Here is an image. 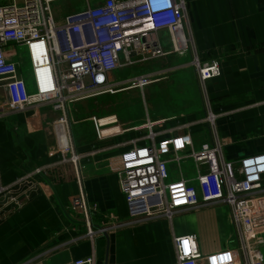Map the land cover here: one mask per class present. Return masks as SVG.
<instances>
[{"label": "crops", "instance_id": "0c3cea01", "mask_svg": "<svg viewBox=\"0 0 264 264\" xmlns=\"http://www.w3.org/2000/svg\"><path fill=\"white\" fill-rule=\"evenodd\" d=\"M104 1L63 0L62 8L51 7L55 25H62V12H78L76 3L83 4L85 9ZM184 1L183 34L190 39L186 54L191 60L193 53L201 63L216 61L220 69L219 77L204 82L203 88L208 110L216 117L214 127L223 160L236 167L242 158L264 155V0ZM153 38L162 51H170L166 30L154 33ZM173 56L167 54L161 59ZM19 64L18 61V68ZM175 66L179 65L172 68ZM183 67H190L189 63ZM192 74L195 78L193 71ZM196 85L200 89L198 82ZM6 98L0 88V187H11L36 169H41L42 174L31 175L20 186L18 207L9 205L3 209L0 264H71L91 256L94 264H171V240L180 236L195 237L201 255L229 249L233 234L226 211L216 215L208 209L192 210L193 224L187 220L174 224L162 217L131 218L117 175L119 155L130 145L120 144L140 138L144 131H126L121 136L97 140L91 117L114 116L124 130L132 127L119 122L114 114L98 116L90 112L86 103H81L67 107L69 133L78 157L77 178L92 229L108 228L104 235L87 239L80 213L69 210L77 185L71 165L58 161L56 148L62 137L60 133L54 137L51 131V123L58 114L46 104L24 112H9ZM204 112L205 108L203 112L181 115L177 121L200 124ZM4 118L10 122L5 123ZM173 118H153L165 120L156 128L160 133L158 139L168 136L166 130L173 129L172 135L181 133L174 130L180 124L174 125ZM85 122L90 124V137L82 128L73 136L71 127ZM207 139L199 144L209 143L210 138ZM136 144L145 142L139 140ZM173 170L170 167L168 182L193 179L184 177L179 166L176 172ZM261 256L264 264V249Z\"/></svg>", "mask_w": 264, "mask_h": 264}, {"label": "built area", "instance_id": "2783aa9c", "mask_svg": "<svg viewBox=\"0 0 264 264\" xmlns=\"http://www.w3.org/2000/svg\"><path fill=\"white\" fill-rule=\"evenodd\" d=\"M0 0V88L6 93L9 112H24L39 104L49 105L57 118L51 123L54 137L61 134L56 152L60 164L73 168L77 193L69 208L79 212L85 228V237L91 240L106 233L108 228L93 230L87 215V206L81 190L67 120V107L87 99L114 94L112 72L135 62H147L173 54L184 56L190 39L183 34L185 21L184 0H105L96 7L66 15L62 25L56 26L51 4L63 0ZM166 30L170 51L157 45L153 34ZM15 46L25 48L30 65L33 92L28 93L20 78L18 66L12 61L18 57ZM119 55L121 59H119ZM189 66L193 68L203 93L205 112L201 123L208 129L209 143H200L194 149L189 125L174 130L180 134L158 139L155 131L165 121L150 120L124 130L114 116L102 119L91 117L97 140L121 136L126 131H144L138 139L120 145H130L119 155L118 184L131 218H165L175 214L225 205L236 241L233 249L201 255L195 237L172 238L174 262L171 264H262L260 248L264 245V155L242 158L237 166L225 162L215 131V116L208 110L203 84L218 78L216 61L201 63L192 53ZM178 67V66H177ZM176 67V68H177ZM158 72L139 75L127 81L128 89H142L158 81ZM111 117L113 119H111ZM116 128L103 134L102 130ZM164 133V132H162ZM142 140L143 145L136 142ZM191 158L194 178L191 181L166 182V163ZM42 174L41 169L20 178L11 187H0V216L9 205H20V186L31 175ZM194 184V185H193ZM93 257L71 264H94Z\"/></svg>", "mask_w": 264, "mask_h": 264}, {"label": "rangeland", "instance_id": "374dc122", "mask_svg": "<svg viewBox=\"0 0 264 264\" xmlns=\"http://www.w3.org/2000/svg\"><path fill=\"white\" fill-rule=\"evenodd\" d=\"M61 3L62 1L52 3L51 7H61ZM18 4H21V1L17 0V5ZM75 7L77 9L76 11L84 9L83 4L80 5L79 3H76ZM67 14L69 13L62 12L61 17H64ZM168 45L167 50L169 49ZM14 48L16 53L20 56V59L19 57H14L12 61L16 64H18V61L20 62L18 68L19 74L26 84L27 92L32 93L33 87L30 77V65L26 50L22 46H15ZM119 59H121L120 55ZM189 62L190 56L189 54H185L184 56L174 55L170 59L158 58L147 62H135L130 66L118 68L112 72L111 76L113 84H117L116 88L113 90L114 94H106L99 96L98 98H91L74 104H69L68 107L86 103L90 112H95L98 116L114 114L119 122L128 123L130 127H137L142 124L145 121L146 113L150 120H153V118H165L173 115V117L176 118H173L175 120L174 125H182L183 122L181 120L177 121L178 117L180 118L181 115L192 114V112H203L204 110L203 93L195 84L192 69L191 67H183L185 63L188 65ZM174 65L179 66L177 68H175L176 66L172 68L171 66ZM151 72L159 73V76L156 78L158 79L157 82L145 86L142 89H126L129 87V85H127L128 80ZM85 113L86 112L83 113V116H86ZM4 122L9 123L10 120L6 119ZM185 124L189 125L188 132L192 137L195 150L198 148L199 141L204 142L205 140L203 139L205 137L209 139L208 129H206L205 124L186 122ZM81 128L84 131L83 133L88 134V136L90 135V124L85 122L71 127V133L73 136L76 137L77 132H79ZM156 130L157 129H155V131ZM178 166L184 177L194 178V164L191 158L180 161ZM170 167L174 169V172L177 171V164L175 162H168L166 163L167 176L170 174ZM166 182H168V179ZM202 209H208L216 215H220L225 211L226 213H229V209L225 205H214ZM193 213L194 212L191 210V212L188 211L175 214L171 217V222L175 224L181 220H187L193 224ZM232 229L233 227L231 225V230ZM192 231L195 232L194 228H192ZM232 234L233 236L231 242H229V249L236 247L233 230ZM263 249L264 247L260 248L261 255L263 254Z\"/></svg>", "mask_w": 264, "mask_h": 264}, {"label": "bare ground", "instance_id": "6f19581e", "mask_svg": "<svg viewBox=\"0 0 264 264\" xmlns=\"http://www.w3.org/2000/svg\"><path fill=\"white\" fill-rule=\"evenodd\" d=\"M111 119H113L112 117H111ZM110 119H107V118H104V119H102L100 122L101 123H105V122H107V121H109ZM116 131V128H112V129H110V130H105V129H103L102 130V133L103 134H106V133H112V132H115Z\"/></svg>", "mask_w": 264, "mask_h": 264}, {"label": "trees", "instance_id": "16d2710c", "mask_svg": "<svg viewBox=\"0 0 264 264\" xmlns=\"http://www.w3.org/2000/svg\"><path fill=\"white\" fill-rule=\"evenodd\" d=\"M171 67H173V66H171ZM191 69H192V71L194 72V70H193V68H192V67H191ZM194 75H195V73H194ZM195 78H196V77H195ZM195 78H194V81L196 82ZM196 84H197V82H196Z\"/></svg>", "mask_w": 264, "mask_h": 264}]
</instances>
